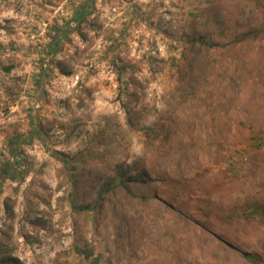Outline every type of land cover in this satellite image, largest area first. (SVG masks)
<instances>
[{"label":"rangeland","instance_id":"374dc122","mask_svg":"<svg viewBox=\"0 0 264 264\" xmlns=\"http://www.w3.org/2000/svg\"><path fill=\"white\" fill-rule=\"evenodd\" d=\"M16 158L0 264H264V0H0Z\"/></svg>","mask_w":264,"mask_h":264},{"label":"trees","instance_id":"16d2710c","mask_svg":"<svg viewBox=\"0 0 264 264\" xmlns=\"http://www.w3.org/2000/svg\"><path fill=\"white\" fill-rule=\"evenodd\" d=\"M83 7V6H82ZM90 14V10L88 9V7H83V8H80L79 10H77L76 12V25L78 26H82L84 23L88 22V16ZM61 33V31H58ZM84 36H86L84 34ZM6 70H10L9 68H6ZM120 70L122 71V68L120 67ZM66 74H70V72H66ZM35 123V122H34ZM39 126V124H36ZM38 133V131H37ZM40 133V132H39ZM42 133V132H41ZM36 133L35 134H32L31 136H29L31 138V143L33 142V140L35 139ZM30 140V139H29ZM17 143V141H21V140H15ZM30 143V141H29ZM14 148V147H13ZM16 161H17V164H9V163H3L1 160H0V186L3 185V183L7 180V179H11V181H14L16 179V177L14 176L13 174V171L14 170H17L19 168V165L22 163V160L21 159H17L16 158ZM66 161V160H65ZM67 162V161H66ZM125 189L127 191H129V188L126 184H122ZM6 238V237H5ZM0 254H3L2 252ZM244 257H246L247 259H249L250 261L256 263V260H254L253 257H251L249 254L247 253H244L243 254ZM6 264H19L17 260H11V261H5Z\"/></svg>","mask_w":264,"mask_h":264}]
</instances>
